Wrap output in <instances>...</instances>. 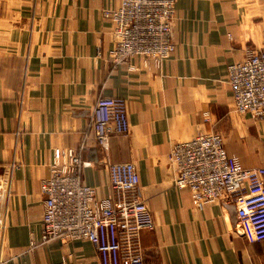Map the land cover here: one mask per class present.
I'll use <instances>...</instances> for the list:
<instances>
[{
	"label": "crops",
	"instance_id": "1",
	"mask_svg": "<svg viewBox=\"0 0 264 264\" xmlns=\"http://www.w3.org/2000/svg\"><path fill=\"white\" fill-rule=\"evenodd\" d=\"M121 0H0V177L9 191L0 241L3 264H103L89 240H42V181L57 151L84 161L82 181L108 197L109 161L133 162L155 226L142 229L144 264H264V240L236 228L233 204L195 203L178 188L172 149L220 133L229 154L264 178V119L238 112L228 66L264 48V0H176L174 49L160 66L113 60ZM127 102L129 132L96 141L99 99Z\"/></svg>",
	"mask_w": 264,
	"mask_h": 264
},
{
	"label": "built area",
	"instance_id": "2",
	"mask_svg": "<svg viewBox=\"0 0 264 264\" xmlns=\"http://www.w3.org/2000/svg\"><path fill=\"white\" fill-rule=\"evenodd\" d=\"M176 0H121L105 11L113 23V60L128 65L141 57L147 66L162 65L174 49L173 22ZM227 82L235 109L252 119H264V48L250 49L241 61L228 66ZM92 120L96 141L105 153L110 139L128 134L127 102L122 97L99 99ZM178 188H188L195 203L219 200L233 204L236 228L249 224L256 241L264 240V178L229 154L220 133H201L178 142L172 149ZM107 164L111 195L100 198L95 187L81 179L84 161L72 148L57 151L51 175L42 181L44 196L42 240L56 237L89 240L103 264H144L142 229L155 226L153 213L139 192V175L133 162ZM9 191L7 175L0 177V241ZM4 261L0 256V264Z\"/></svg>",
	"mask_w": 264,
	"mask_h": 264
}]
</instances>
